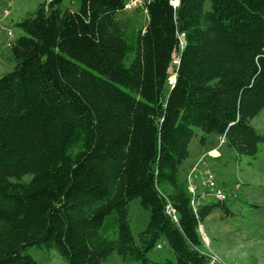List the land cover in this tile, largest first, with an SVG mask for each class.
I'll return each instance as SVG.
<instances>
[{
  "label": "trees",
  "instance_id": "trees-1",
  "mask_svg": "<svg viewBox=\"0 0 264 264\" xmlns=\"http://www.w3.org/2000/svg\"><path fill=\"white\" fill-rule=\"evenodd\" d=\"M61 3L15 22V66L0 76V264H38L28 246H53L67 264L113 252L223 264L198 228L225 204L194 210L179 172L197 130L202 145L224 135L237 155L264 140L250 124L264 108V0H150L139 29L117 17L125 0ZM135 197L150 213L137 242ZM161 238L174 261L148 258Z\"/></svg>",
  "mask_w": 264,
  "mask_h": 264
},
{
  "label": "rangeland",
  "instance_id": "rangeland-1",
  "mask_svg": "<svg viewBox=\"0 0 264 264\" xmlns=\"http://www.w3.org/2000/svg\"><path fill=\"white\" fill-rule=\"evenodd\" d=\"M44 1L48 0H0V18L3 11L8 10V15L2 17L0 24V76L11 71L15 66L10 47L12 41L23 34L15 26V22ZM79 2L80 0H62L61 8L75 10ZM117 17H127L133 29L143 28L147 22V15L141 8L120 11ZM1 25L5 26V29ZM8 28L12 31L11 36L6 32ZM131 56L128 57L127 62L130 61ZM171 70L170 68V72ZM173 78L174 75L170 76V83L173 82L171 80ZM250 124L264 135V108L250 119ZM202 135L203 132L197 130L190 140L189 156L180 168V180L188 176L189 164L203 155L211 164L216 185L228 194L227 200L220 203L225 204V208L217 205L211 215L204 218L199 225L203 242L202 250L223 264H264V140L258 144L255 156L237 155L226 144L219 145V136L216 134H205L207 136L205 144H208L206 152L190 160L191 156L201 151ZM212 149H217L216 155L211 152ZM29 178V175L24 177L25 180ZM164 188L166 191L169 190L166 184ZM210 199L208 197L209 201ZM149 215V209L142 206L138 197L128 202V220L136 242L138 233L148 224ZM159 244L160 248L156 246L147 252L151 262L165 259L174 261L175 256L167 240L161 238ZM25 252L38 264H67L53 246H28ZM138 263L139 261L125 258L117 252H113L103 262V264Z\"/></svg>",
  "mask_w": 264,
  "mask_h": 264
},
{
  "label": "built area",
  "instance_id": "built-area-1",
  "mask_svg": "<svg viewBox=\"0 0 264 264\" xmlns=\"http://www.w3.org/2000/svg\"><path fill=\"white\" fill-rule=\"evenodd\" d=\"M150 0H129L124 4V10H131L142 8L143 12L145 13V3ZM171 3L174 6L178 5V0H171ZM8 15V10H4L2 17L5 18ZM0 18V24L1 19ZM3 29L5 26L1 25ZM9 36L12 35V31L8 28L6 30ZM174 62H177V59H174ZM219 145L225 142V136H219ZM213 150V149H212ZM211 150V151H212ZM189 174L186 177V185L187 189L190 193L191 205L194 210H196L205 200H208V197L211 198L210 201H217V202H225L228 198V194L218 187L215 183L214 172L211 168V165L208 163L206 158L202 155L201 157L196 158L190 165H189ZM167 212L171 214L172 218L176 220V216L174 213V209L168 204L166 206ZM160 248V244L157 245ZM214 260V259H213Z\"/></svg>",
  "mask_w": 264,
  "mask_h": 264
},
{
  "label": "crops",
  "instance_id": "crops-1",
  "mask_svg": "<svg viewBox=\"0 0 264 264\" xmlns=\"http://www.w3.org/2000/svg\"><path fill=\"white\" fill-rule=\"evenodd\" d=\"M207 145H208V144L203 145L202 148H201V151H200L199 153H197V154H194V156H191L189 159L192 160L193 157L195 158V157H196L197 155H199L200 153H202V152L205 153V152H206V146H207ZM213 150H217V149H213ZM213 150H212V151H213ZM213 153H215V152H213ZM217 154H218V151H217ZM215 155H216V154H215ZM194 158H193V159H194ZM210 165H211V164H210ZM210 215H211V214H210Z\"/></svg>",
  "mask_w": 264,
  "mask_h": 264
},
{
  "label": "bare ground",
  "instance_id": "bare-ground-1",
  "mask_svg": "<svg viewBox=\"0 0 264 264\" xmlns=\"http://www.w3.org/2000/svg\"><path fill=\"white\" fill-rule=\"evenodd\" d=\"M171 80H172V81H174V78H173V79H171ZM211 152L213 153V152H215V150H213V151H211ZM215 154H216V153H215Z\"/></svg>",
  "mask_w": 264,
  "mask_h": 264
}]
</instances>
